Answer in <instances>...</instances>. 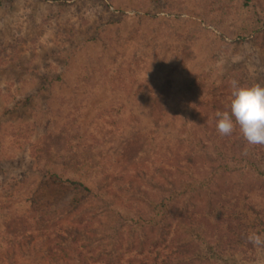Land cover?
Segmentation results:
<instances>
[{"label":"rangeland","instance_id":"rangeland-1","mask_svg":"<svg viewBox=\"0 0 264 264\" xmlns=\"http://www.w3.org/2000/svg\"><path fill=\"white\" fill-rule=\"evenodd\" d=\"M227 2L231 9L222 18L204 0H0V264H54L42 255L54 252L44 236L24 246L1 241L8 230L3 212L10 205L21 211L25 204L19 199L40 177V166L29 156L32 143L44 147L50 136L56 144L54 136L67 128L75 144L93 143L105 158L142 149L151 164L156 150L161 154L168 144L184 150L181 140L190 129L216 125L212 116L222 108L202 106L208 84L221 94L233 80L264 86V40L241 35L242 0ZM251 24L258 27L246 25ZM184 37L188 59L177 48ZM185 75L203 80L196 96L189 105L174 97L164 123L154 127L148 103L138 96L156 94L167 83L175 91ZM28 128L30 144L23 139ZM152 137L154 143L144 145ZM202 157L192 155L180 172L201 168ZM165 162L139 180L149 194L162 193L158 185L166 183L170 166ZM54 195L49 187L44 197ZM131 205L148 210L142 200ZM64 263L65 257L59 261Z\"/></svg>","mask_w":264,"mask_h":264},{"label":"trees","instance_id":"trees-1","mask_svg":"<svg viewBox=\"0 0 264 264\" xmlns=\"http://www.w3.org/2000/svg\"><path fill=\"white\" fill-rule=\"evenodd\" d=\"M204 2L222 18L228 17L227 0ZM241 7L245 9L237 13L243 17L238 26L241 35L264 40V0H242ZM248 21L258 27L246 25ZM188 42L184 37L177 44L185 59L191 55ZM116 81L123 83L122 78ZM202 81L185 75L175 91L167 83L156 94L138 96L148 103L147 116L153 126L164 123L174 97L179 95V101L189 105ZM207 86L202 106L228 110L231 84H225L222 94L212 84ZM26 130L23 139L30 144L31 129ZM72 135L66 128L54 136L56 144L50 136L44 147L31 144L29 156L40 166V177L19 199L25 204L21 211L10 205L3 212L7 218L2 224L8 230L1 241L24 246L31 237L44 236L53 241L54 252L42 255L54 264L64 257L67 264H260L261 252L264 257V145L248 144L238 127L230 135L219 134L214 122L205 129H190L181 140L184 150L168 144L167 151L156 150L158 163L151 164L142 158V149L110 160L95 153L93 143L75 144ZM153 143L154 137L144 145ZM134 145L135 141L130 147ZM197 154L204 159L201 168L180 172L181 164ZM163 161L170 166L166 183L158 185L162 193L149 194L139 180L150 169H162ZM175 169L178 175L170 171ZM49 187L55 195L45 198ZM139 200L147 203L148 210H132L131 202ZM252 234L262 242L253 243Z\"/></svg>","mask_w":264,"mask_h":264},{"label":"clouds","instance_id":"clouds-1","mask_svg":"<svg viewBox=\"0 0 264 264\" xmlns=\"http://www.w3.org/2000/svg\"><path fill=\"white\" fill-rule=\"evenodd\" d=\"M226 108L214 113L219 134L230 135L238 127L248 144L264 145V86L231 81ZM249 239L256 244L262 242L255 234Z\"/></svg>","mask_w":264,"mask_h":264}]
</instances>
